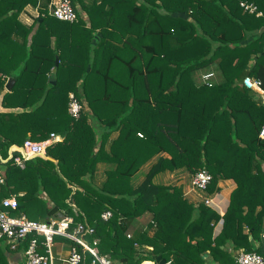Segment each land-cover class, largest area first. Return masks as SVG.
<instances>
[{
    "label": "trees",
    "instance_id": "obj_1",
    "mask_svg": "<svg viewBox=\"0 0 264 264\" xmlns=\"http://www.w3.org/2000/svg\"><path fill=\"white\" fill-rule=\"evenodd\" d=\"M240 1L255 4L262 15L246 11ZM49 3L0 0V105L5 108L0 153L7 156L11 145L28 138L63 136L46 152L57 162L37 156L23 168L13 158L1 163L0 201L16 195L18 208L12 212L38 221L54 206V217L71 215L76 223L86 218L95 228L86 239L98 240L99 253L109 254L113 264H139L158 255L166 264H205L206 251L218 264H238L240 249L264 255V100L242 83L250 75L264 88V0L152 3L154 22L162 19L155 13L161 7L168 23L151 26L122 46L104 39L93 43V29L85 26L88 35L72 40L74 21L50 15ZM28 5H39L40 11L30 25L19 19ZM205 7L216 14L213 27L175 24L180 20L175 12L189 9L202 21L197 13ZM213 62L225 80L197 85L192 73ZM53 70L55 84L48 76ZM8 78L15 79L9 90ZM70 91L84 105L78 118L69 113ZM115 131L118 136L111 138ZM155 156L145 179L133 185L142 165ZM99 162L111 165L100 186L94 182ZM179 168L191 173L206 168L212 174L208 193L220 189L221 179L236 182L223 216L204 202H189L180 187L153 182L159 172ZM105 210L113 213L107 220L101 217ZM145 212L152 219L143 226L138 221ZM221 217L222 229L213 236ZM56 240L75 244L63 236ZM226 242L231 250L222 247ZM147 245L153 249L143 248ZM11 250L0 246V264H10ZM81 252L80 264H90L93 255Z\"/></svg>",
    "mask_w": 264,
    "mask_h": 264
},
{
    "label": "crops",
    "instance_id": "obj_2",
    "mask_svg": "<svg viewBox=\"0 0 264 264\" xmlns=\"http://www.w3.org/2000/svg\"><path fill=\"white\" fill-rule=\"evenodd\" d=\"M51 1L52 0H50V3ZM185 1L186 0H167V3L169 6L183 7ZM152 3H154V5L163 4L162 0H75L74 9L76 10L77 13V20L72 23L73 28H71V33L69 32L70 37L74 41L75 40L80 41L81 37L88 35L85 32V28H84L85 26L87 28L93 29V36H94L92 38L93 43H96V41L98 42L101 39H104L106 41H109L110 43H114L117 45L121 44L122 46L125 43V41L128 39H135V38L138 39L140 34L143 37L142 34L144 32L141 31L148 30L151 28V26L153 27L165 26L168 23L164 19L165 15L168 12L166 9L161 7H158L155 10V13L158 14V16L162 17V19L159 21L160 19L159 17L158 19L159 22H154L155 14L151 13L150 10L152 8ZM196 5L198 6V3H196ZM191 13H193L192 9H189L187 12L186 10L183 12H175L174 15H176L180 19V20L177 19V21H175V24L177 26L180 25L182 27L187 26V24L188 25L194 24L196 28L203 27V23L205 27H209V28L213 27L216 24L214 20L216 14L213 11V9H211L210 7H205V9H198L197 16L201 18L202 21H197L196 20L197 18H194L191 15ZM39 14H40L39 5L36 6L28 5L24 8V10L21 11L19 15V19L24 24L30 25L34 23V19L36 17H39ZM223 28L225 27L223 26ZM119 39H122V41L120 42ZM148 40H149L148 38L147 41L143 40L142 44H145L146 42L148 43L149 42ZM208 73H213V75L206 82L203 78V75ZM50 74L51 72L49 73L48 76H50ZM192 76L197 85L208 84V83L219 84L225 80L216 62H213L201 69L194 71L192 73ZM9 79L10 78H8V80ZM243 79H242V83H243ZM8 80L6 81L5 84V88L7 90H9L6 87ZM254 92L256 91L254 90ZM256 93H257L256 99L264 100V97L260 96L258 92ZM85 107L86 109L88 108L87 103H85ZM4 109L5 108H3L0 105V111ZM118 134L119 132L115 131L112 134L111 138L117 137ZM10 154H11L10 149H8L7 151V156H3L0 153V174H2L3 176H4L5 168L1 166V163H5L8 159H11ZM164 155L169 156L167 153H164ZM43 157L53 159L55 162H57L56 159L48 155H45ZM156 159L157 156H155L151 160H148L145 164L142 165L140 170L133 177L132 180L133 185L137 186L145 179L146 174L149 172L152 164L156 161ZM110 166L111 165H109L106 162H99L97 164V170L95 172V178H94L95 184L100 186L106 180L107 178L106 170L109 169ZM192 174L193 173L189 172L185 168H179L175 170H165L156 174L153 178V182L180 187L184 197L189 202L195 205H199L200 203L204 202L206 205H208L209 207L217 211L221 216H223L229 206L231 192L236 187V182L233 179H221L218 183V186L220 187L218 191H215L213 193H208L207 191L205 192L194 191L191 189V183H190ZM207 198L211 199L210 203L205 202ZM151 219H152L151 212H145L141 217H139L138 223L140 225L146 226ZM223 223H224V218L221 217L214 226L213 236H216L220 233ZM250 237L252 238V236ZM0 240L4 241L3 239ZM4 242L7 243V241ZM227 243L228 246L226 245ZM71 245H72L71 242L56 240L55 242L56 255L65 256L68 253ZM6 246L9 247L8 243L6 244ZM222 247L227 250H231L232 248L230 242H226L225 244L222 245ZM143 248L148 250L153 249L152 246H148V245L143 246ZM22 253H23V248L17 251L11 250V252H8L10 258V264H18L20 261H23ZM104 255L109 256V254H104ZM202 258L205 260V264H218L217 262L211 259L209 251L204 252L202 254ZM57 263L62 264L61 261L59 260L55 262V264ZM112 264H113V260H112Z\"/></svg>",
    "mask_w": 264,
    "mask_h": 264
},
{
    "label": "built area",
    "instance_id": "obj_3",
    "mask_svg": "<svg viewBox=\"0 0 264 264\" xmlns=\"http://www.w3.org/2000/svg\"><path fill=\"white\" fill-rule=\"evenodd\" d=\"M240 5L248 12L262 14L253 3L240 1ZM48 12L60 20L71 22L77 20V13L71 0H52ZM212 75L213 73H208L203 75V78L207 82ZM243 83L247 88L255 90L264 97V88L259 79L246 75ZM208 84L211 85V83ZM83 106L76 94L71 91L69 93V113L78 118ZM139 135L142 134L139 133ZM260 136L264 138V127ZM61 139L62 137L54 132L43 140L28 138L21 145L13 144L10 146V157L18 166L23 168L27 160L37 156H45L48 146ZM211 179L212 174L206 168H202L192 174L191 189L205 192ZM4 182V176L0 174V184ZM205 202L210 203L211 199L207 198ZM71 205L77 210L75 204L71 203ZM17 208L16 195L4 197L0 201V239L7 241L9 247L14 251H17L16 249L28 239L27 246L23 247V264H55L58 260L62 264H80L83 258L82 249L93 255L90 264H112L109 256L99 253L98 240L94 239L91 244L86 239L87 235L93 234L95 231L94 226L86 218L76 223L73 216L64 214L61 217L51 216L44 221H38L30 219L22 213L17 216L12 215L11 211ZM112 215L111 210H105L101 213L104 220L109 219ZM56 236L66 237L75 243L71 245L65 256L56 255ZM236 261L238 264H264V255L256 251L241 249L237 253ZM139 264H155V261L143 259Z\"/></svg>",
    "mask_w": 264,
    "mask_h": 264
},
{
    "label": "water",
    "instance_id": "obj_4",
    "mask_svg": "<svg viewBox=\"0 0 264 264\" xmlns=\"http://www.w3.org/2000/svg\"><path fill=\"white\" fill-rule=\"evenodd\" d=\"M58 62H59V57L57 56V57H56V62H55V64L57 65ZM49 81H50L51 84H55V83H56L55 70H53V71L51 72V74H50V76H49ZM13 82H14V78H10V79L8 80V83H7V86H6V87H7L8 89H11V86H12ZM257 98H258V97H257ZM57 210H58V207H57V206L52 207V208L50 209V211L48 212V217L53 216ZM226 245L228 246V243H227ZM155 262H156L157 264H166L167 261H166V259H165L164 257H162L161 255H158V256H156V258H155Z\"/></svg>",
    "mask_w": 264,
    "mask_h": 264
},
{
    "label": "rangeland",
    "instance_id": "obj_5",
    "mask_svg": "<svg viewBox=\"0 0 264 264\" xmlns=\"http://www.w3.org/2000/svg\"><path fill=\"white\" fill-rule=\"evenodd\" d=\"M262 130H263V129H262ZM11 214L14 215V216H17V215H18V214L15 213V212H11ZM4 241H5V240H4ZM4 241H1V240H0V244H1L0 246H1L2 248H4V246H6V244H7V243L4 242ZM18 264H23V261H20ZM57 264H59V263H57Z\"/></svg>",
    "mask_w": 264,
    "mask_h": 264
}]
</instances>
